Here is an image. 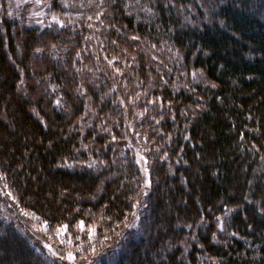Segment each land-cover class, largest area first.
<instances>
[{
    "label": "trees",
    "instance_id": "1",
    "mask_svg": "<svg viewBox=\"0 0 264 264\" xmlns=\"http://www.w3.org/2000/svg\"><path fill=\"white\" fill-rule=\"evenodd\" d=\"M16 1L0 0V181L19 208L74 239L95 216L98 237L118 235L141 176L84 51L142 48L131 67L157 109L153 184L101 264H264V0ZM49 253L0 218V264H59Z\"/></svg>",
    "mask_w": 264,
    "mask_h": 264
},
{
    "label": "rangeland",
    "instance_id": "2",
    "mask_svg": "<svg viewBox=\"0 0 264 264\" xmlns=\"http://www.w3.org/2000/svg\"><path fill=\"white\" fill-rule=\"evenodd\" d=\"M16 3L18 5L19 1L17 0ZM24 11L28 18H39L41 24L46 25L53 22L51 19L46 21L44 9L37 6H25ZM140 49L142 48L131 50L128 52V57H125V52L110 53L108 49L106 51L110 59L107 60L105 54H100L98 57V46L92 39L84 51V54L91 53L97 58L95 73L109 83L111 92L123 111L126 137L122 144L124 149L132 154L141 176L142 197L135 204L134 211L128 216L118 235H112L106 239L98 237L93 228L97 225L95 219H99V216H95V219L90 222L92 227L88 230H84L80 225V233L85 231L86 235L88 231L86 239H74L66 233L65 229L51 227L30 213L21 210L13 195L7 192L0 181V218L18 230L38 251L43 252L47 249V252L49 251V254L53 255L59 264H101L106 261L107 257L113 259L118 251L120 239L137 229L140 219L139 212L142 208L141 200L149 193L153 184L151 170L153 163L149 157L153 149L149 142L153 129L152 123L157 111L154 109L153 99L145 97L147 94L140 88V82L135 79L134 68L131 67L134 57L140 54ZM148 55L149 58L150 55L157 57L158 62L172 68L170 64L174 58L173 52L159 53L154 50ZM179 83H182V80L175 82L176 85Z\"/></svg>",
    "mask_w": 264,
    "mask_h": 264
},
{
    "label": "snow or ice",
    "instance_id": "3",
    "mask_svg": "<svg viewBox=\"0 0 264 264\" xmlns=\"http://www.w3.org/2000/svg\"><path fill=\"white\" fill-rule=\"evenodd\" d=\"M81 228H83V225H81ZM69 258H71V256L69 255Z\"/></svg>",
    "mask_w": 264,
    "mask_h": 264
}]
</instances>
